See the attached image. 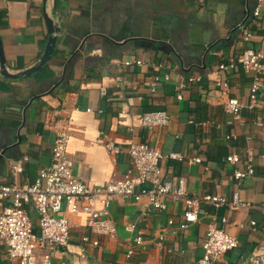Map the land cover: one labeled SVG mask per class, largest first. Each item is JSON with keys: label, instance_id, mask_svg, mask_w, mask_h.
I'll use <instances>...</instances> for the list:
<instances>
[{"label": "crops", "instance_id": "1", "mask_svg": "<svg viewBox=\"0 0 264 264\" xmlns=\"http://www.w3.org/2000/svg\"><path fill=\"white\" fill-rule=\"evenodd\" d=\"M46 15L60 28L50 60L18 78L3 75L0 64V184L32 183L50 165L56 134L44 119L51 115L70 118L68 154L75 173L94 187L122 176L131 160L127 148L145 142L182 156L164 159L162 167L166 179L184 178L189 195L231 199L239 192L248 203L232 209L202 201L199 220L180 228L182 200L166 196V208L145 215L146 197L117 198L111 206L117 234L93 233L84 216L76 217L69 245L52 264H194L208 225H221L223 218L238 246L217 264H252L264 253V94L255 109L235 119L225 111L217 82L227 80L228 94L248 101L251 74L241 64L229 73L219 64L248 47L264 49V0H0V41L10 72L40 60L49 38ZM244 28L253 32L250 41L243 39ZM152 110H167L170 122L144 127L141 117ZM108 141L122 153L109 151ZM248 150L255 172L237 180L226 157H244ZM31 216L37 224L33 209ZM127 223L136 231L125 230ZM136 232L146 243L127 259ZM84 235L100 244L84 243ZM0 264H19L1 241Z\"/></svg>", "mask_w": 264, "mask_h": 264}, {"label": "built area", "instance_id": "2", "mask_svg": "<svg viewBox=\"0 0 264 264\" xmlns=\"http://www.w3.org/2000/svg\"><path fill=\"white\" fill-rule=\"evenodd\" d=\"M258 14L259 10H256L255 15ZM253 36L251 30L243 29L244 41H250ZM134 62L143 64L139 59ZM238 64L251 74L247 102L228 94L230 85L227 80L217 82L226 95L225 111L235 119L241 118L244 109L249 111L255 109L261 94H264V49L248 47L237 57L229 59L228 62H221L219 69L229 73L236 69ZM159 79L160 76L157 75L152 85ZM194 80L196 78L191 77L189 81ZM178 98H183L181 93L178 94ZM170 120L171 116L167 110L147 111L141 117L142 125L147 128L166 126ZM257 123L263 124L261 120ZM44 124L56 134L50 165L41 169L32 183L0 184V241L6 248L8 257L19 264H52L55 253L69 245L76 217L84 216L87 226L93 233L114 237L117 234V226L111 206L117 198L146 197L145 215L152 209L166 208L164 201L166 196L182 200L184 212L180 228H188L199 220L202 201L216 207L228 205L232 209L248 205L239 192H235L231 199L223 195L202 197L189 195L184 178L166 179L162 167L164 159H182V156L174 152L164 153L158 147L145 142L132 143L127 148L131 160L122 176L111 178L101 188L94 187L75 173L74 161L68 154L71 138L70 118L57 121L51 115H47ZM105 146L116 155L123 151L113 141L106 142ZM194 160L200 161V158ZM226 162L235 166L233 175L237 180L255 172V158L251 150H248L244 157L232 153L226 157ZM14 171H21L19 163L14 165ZM31 209L37 212V224L31 216ZM226 222L227 218H223L222 224ZM168 223L172 225L173 219H169ZM222 224L218 225L215 220L210 222L202 245L203 254L194 264H217L225 253L238 246V238ZM251 224L255 225L256 221L252 220ZM124 228L129 232L136 231L134 223H127ZM159 238L160 245L164 236L160 235ZM81 240L94 246L100 244L99 239H91L88 235L82 236ZM145 243L141 232H136L133 237L134 245L127 249V259L133 256L136 248L143 247ZM123 264L130 263L127 261ZM252 264H264V253L256 254Z\"/></svg>", "mask_w": 264, "mask_h": 264}, {"label": "water", "instance_id": "3", "mask_svg": "<svg viewBox=\"0 0 264 264\" xmlns=\"http://www.w3.org/2000/svg\"><path fill=\"white\" fill-rule=\"evenodd\" d=\"M46 22L48 26L49 38H48V42L46 44L45 50L40 60L36 64H34L32 67L27 68L26 70H22L17 73H12L7 69L5 58H4L2 47H1V41H0V64H1V72L3 75L10 77V78L30 76L36 71L40 70L50 60L54 52L56 42H57V35L55 33L58 32L60 28L55 24L54 20L48 15H46Z\"/></svg>", "mask_w": 264, "mask_h": 264}]
</instances>
